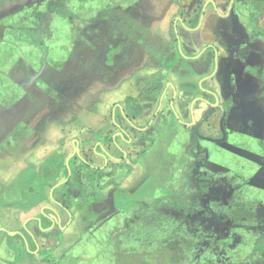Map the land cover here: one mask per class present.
Segmentation results:
<instances>
[{
    "label": "flooded vegetation",
    "instance_id": "flooded-vegetation-1",
    "mask_svg": "<svg viewBox=\"0 0 264 264\" xmlns=\"http://www.w3.org/2000/svg\"><path fill=\"white\" fill-rule=\"evenodd\" d=\"M259 1L264 0H229L225 12H220L215 3L211 0L205 1L202 4L198 12L199 14H197L198 16L200 15L198 27L201 29L208 10L212 9V7L215 9L214 15L216 23L213 29L215 33V43L212 48H214L216 54L212 70L203 78L202 82L196 83L197 85L191 82H185L180 86L181 88H178V86L168 82L164 87L163 81H161L147 85L143 89L140 97L131 96L126 98L123 108L125 128L121 132V136L124 140V147L123 149L121 148L122 152L120 151V155L117 156L114 153L110 154L107 151L103 153L97 152L99 156L104 158L102 166L90 164L91 162L83 158L80 150L76 151L75 148L72 150L73 154L69 156H72L69 160V165L67 163L69 157L66 158V156H64V167L62 172H66L67 170L68 174L65 176V180L59 181L58 184L65 187L68 185L70 189L84 190L85 193H91V213L92 216H94L92 220L101 221V223H103L102 221L104 218H108L114 213L122 214L121 227L116 228L117 230L109 237V244H115L120 235L126 233L131 223L140 222L145 212L166 208L165 210L168 212L177 213L176 216H178L182 222H185L184 225L187 229L194 228L196 233L199 231V228L205 231L204 234L203 232L200 233L198 237L199 239L201 238V240L195 242L196 254L188 264H235V262L229 260V258H225L227 255L224 251L217 253L218 250H221L219 245L222 243L229 245V249L235 250V253L232 254L236 257V251L248 244V241L254 243L255 238L256 241L254 246L250 250L263 255L264 234L262 232H264V230L261 232L259 231L261 234L260 236L256 235L249 239L248 237L243 238L239 234L237 235L234 230H245L249 217L250 220L256 224H259L260 221L264 222V211L262 212L263 209L261 208H264V200L259 199L257 196H249L248 192L244 189V185L241 187L239 186L240 189H237V194H234L235 190H229L228 186L230 179L226 174L229 171H224L220 168L211 170L212 161L210 159V150L203 144L205 142H211L224 145L234 137L250 141H257L259 138L257 137L259 134L255 131L249 134L243 132L240 127L241 122L238 121L237 116L235 114L232 116L233 111L234 113L237 112V110L234 109L236 106L234 98L236 95L235 92L237 91L241 97V101L244 96L254 93L259 87L258 83L261 82V79H264V73L258 71L260 63L257 61V56L255 55L258 51L247 47L249 44L247 41L253 42L256 40V36H254L255 33L252 32L253 30L249 27L247 10L250 8V2ZM239 9L241 10V14L240 11H238ZM113 10L114 9L111 11ZM111 11L106 14L102 22L93 26L95 30H91L92 35H87L86 41L90 42L89 54H86L81 60L74 57L68 60L73 59L82 63L93 54L97 47L96 41L105 34L109 20L108 17ZM239 15L241 18L237 17ZM227 23L230 24L225 25ZM241 23H243L242 26ZM229 26H231V30H225V27ZM241 27L246 31L244 36L240 32ZM221 34H223V38H231L230 40L238 44L228 47L229 45L221 41ZM174 38L175 39L172 40V42L174 41L172 50L167 53L162 60V65L168 72L173 71L175 66L180 62L183 64L185 62L184 59L187 58L181 46L179 30L176 31V36ZM176 51H178L180 58L175 64H172L176 57ZM63 63L57 64L60 66ZM226 63H232L236 71L233 72L234 69L231 70ZM47 64L50 66L53 65L46 62L43 67ZM165 65L170 67H166ZM258 78H260V81H258ZM229 81L236 84L237 90L233 91L232 83H229ZM46 84L49 85L48 83ZM50 87L53 88L52 86ZM263 87L264 84L262 82L261 89ZM196 88L199 91L198 94L193 93L194 90L196 91ZM178 89H180V92ZM41 92L42 95L39 97L34 93L24 101H20L22 102L20 105L18 104L19 102L16 103L13 112H10V109L13 108L14 105L8 108L0 106V131L4 128V131L0 134V149L8 156L13 155L27 144V141L37 136V134H35L37 128L45 124V120L42 119V116L45 117L47 113L58 109L67 102L65 97L58 91L54 100L50 99V95L47 94V91L45 93L44 91ZM178 100L184 103L186 112L183 114L177 109L176 104ZM144 115H146V119L141 125L137 122V119L143 118ZM22 117L24 118L22 119ZM222 118L223 128L221 125ZM21 123H24V125L28 127L30 135L27 141L19 145L15 151L9 152L6 148V145L9 144L8 139L11 137L12 133L18 131ZM10 128L11 131L9 132ZM108 145H111V141ZM162 147L164 148L163 155L161 153ZM241 149H243L244 152L249 151V154L251 153L245 146H240L239 150ZM184 152L186 153L187 160L185 162L183 161L181 164V171H183V168L186 166L188 172L191 171L190 176H192L194 171L195 174H197L196 182L198 183V188L194 189L192 185L189 184L191 186L188 185L190 188L180 189V191L173 187L169 188L168 183L172 184L173 180L176 181L178 179L177 168H174L173 171V167H176V164H178V153L184 154ZM62 153L63 152L56 153L55 151L48 157L39 167L38 171H36V182L32 180V182L23 185V189L25 190L23 194L24 192H30L31 194L39 190L37 184H44L48 178L51 179L57 175L55 171L50 173L48 168L50 169L52 158L58 157L62 155ZM260 156L261 155H256L255 157L251 156V158H248L246 161L253 164L256 161L262 162ZM82 164L89 166L90 172L87 168H84ZM165 166L170 167V180L166 184H162V172ZM69 169L71 170L70 178ZM151 169L153 171H151ZM74 170H87L81 173L80 176L76 178V181L74 180L76 184L72 181ZM30 171L31 170H27L25 175H28ZM217 174H221V176L218 177ZM37 175L40 177L39 180L37 179ZM236 175L245 177L244 181L248 184V177L242 174ZM84 176L87 178L89 177V188H86V186L81 183V179ZM181 176H184L183 173ZM120 180H122L123 184H119ZM218 185L222 186V188ZM15 186L21 187L22 184L18 183ZM31 188H33L34 191H31ZM106 188H109V190ZM10 191L11 186L6 187L2 193H6V196H9L14 192L10 193ZM227 196L230 198L236 196L235 205L234 203L229 204L230 202L227 200V202H224ZM1 199L4 201H11L9 197ZM111 200H113L114 204H112ZM222 203L228 205V209L230 210L236 209L237 213L235 215L240 218L220 216L221 210H218V205L227 208L225 205H222ZM58 205L60 208L62 207L65 212L69 213L67 206L62 203H58ZM47 218L49 220L52 219L49 216ZM51 222H54V220ZM116 223H118V221ZM216 223L220 224V232L223 235L229 234L228 228L230 227L231 230H233L232 232H234L232 234L233 236L226 237L225 239L210 233L208 234L207 231L213 226L212 224ZM243 223L244 225H242ZM116 226L117 225H114L113 227L115 228ZM256 226L257 225H253L250 228L254 229ZM252 229L249 230L250 233H254L255 229L254 231ZM246 230L248 231V228H246ZM55 231L60 233L61 229H52L47 232L50 234L48 236L49 239L55 240ZM227 239L228 241L230 240V242L226 241ZM23 241L25 242L24 244L27 243V239L25 240V238H23ZM181 245L184 246V249H187L191 244L187 239L182 238ZM56 246L57 245H53L45 248L44 254L52 250V248L55 250ZM250 250H248V252ZM140 255L141 254H134L135 257L133 259H135V264L143 260V258L138 259ZM252 255H254V253H252ZM247 258L250 259L251 257L249 258L248 256ZM237 264L256 263L250 262L249 260H241L240 258ZM262 264H264V257L262 259Z\"/></svg>",
    "mask_w": 264,
    "mask_h": 264
},
{
    "label": "crops",
    "instance_id": "crops-1",
    "mask_svg": "<svg viewBox=\"0 0 264 264\" xmlns=\"http://www.w3.org/2000/svg\"><path fill=\"white\" fill-rule=\"evenodd\" d=\"M205 1L208 0H148L147 8L158 16L152 26L132 18L122 9H114L109 14L104 36L96 41V50L89 58L82 63L68 60L56 70L50 69L48 64L43 67L41 80L61 93L67 102L42 116L45 124L36 127L37 136L9 155L12 163L19 167L20 174L16 179L22 186L6 196L0 185V264H44L43 253L51 240L47 232L64 229L65 218L71 221L73 228L78 224L75 216L58 205L62 203L60 198L66 189L58 182L65 180V172L48 178L44 184L39 183V190L31 194L24 192L15 196L17 192L25 191L23 185L31 180L36 182V177L28 180L25 172L38 171L55 152L50 153V149L61 151V148L62 155L67 158L73 154L77 143L83 158L92 165L102 166L104 158L97 152L107 151L118 156L124 147L121 132L125 128L123 108L126 98L140 97L147 85L170 79L177 72L181 80L178 85L175 81L172 84L178 88L185 82H202L210 73L216 54L212 48L216 20L212 7L213 10L206 13L202 29L198 27L200 15L197 14ZM211 1L220 12L226 11L229 0ZM178 30L187 58L168 72L162 60L172 50V40ZM54 72L56 75L52 74ZM176 106L181 114L186 112L184 103L179 100ZM145 119L146 115L137 122L142 125ZM50 136L57 140L53 142ZM8 197L11 201L1 199ZM11 232L17 234L11 235ZM11 237L15 239L12 241ZM22 237L27 239L26 244Z\"/></svg>",
    "mask_w": 264,
    "mask_h": 264
},
{
    "label": "rangeland",
    "instance_id": "rangeland-1",
    "mask_svg": "<svg viewBox=\"0 0 264 264\" xmlns=\"http://www.w3.org/2000/svg\"><path fill=\"white\" fill-rule=\"evenodd\" d=\"M37 1L38 0H0V19L19 11L22 5H31L33 2ZM238 11H240L241 14V10L239 9ZM247 11L249 16V27L253 30L252 32L258 33L260 32V30L264 31V1L250 2V8ZM17 15L18 14H14L12 18L9 19V21L11 22L10 27L13 26V29H17ZM237 17L241 18L240 15ZM228 24L230 23H227L225 25ZM242 24L243 23H241V26ZM89 28L90 27H86V32L82 34L77 40V45L80 46V49H78L77 53H74V56L81 55V53H79L80 50L85 51V54H89L90 42L86 41L87 35H92L91 30H88ZM242 28L243 27H241L240 32L244 36L246 31L244 30V28ZM225 30H231V26L225 27ZM230 39L223 38V34H221V41L229 45L228 47L238 44ZM247 42H249L247 47H249L250 49L253 48L254 50L258 51L255 54L257 56V61L260 63L258 71L264 73L263 36L261 34H258V36H256L255 41ZM226 65L231 68V70L234 69L233 72L236 71L232 63H226ZM57 66L58 64L55 63L50 67V69L52 68L53 70H56ZM177 73L178 74L176 75L172 74L170 76V79L165 78L163 81V86L165 87L168 82L173 83L174 81L178 85L179 81L181 80V75L179 72ZM50 74L51 73H49L48 76H50ZM52 74L56 75L55 72ZM188 80H190V78H188ZM258 81H260V78H258ZM262 82L264 84V79H261V82L258 83L259 87L254 93H250L247 96L243 97L244 100L249 101H244L243 99L240 101L241 97L236 91V95L234 96L236 106L234 107V109H236L237 112H232V116H234L235 114L237 116L238 121L241 122V130L246 134L255 131L259 134L257 135V137H259L258 140L250 141L234 137L232 140H230L224 145H218L211 142H205L203 144L210 150V159L212 161L211 170H214L215 168H220L224 171H229L226 173L228 178L230 179V183L228 186L229 190H235L234 194H237V189H240L239 186L241 187L244 185V189L246 190V192H248L249 196H257L259 199L264 200V87L261 89ZM229 83H232L233 91L237 90V86L234 82L229 81ZM194 92L197 94L199 93L197 88L196 91L194 90ZM3 131L4 128L0 131V134ZM49 138L53 142L57 140V138H55L54 136H50ZM240 146L247 147L251 153L249 154V151H247L248 153L244 152L243 149L239 150ZM54 150L56 151V153L62 152V149L59 148V150L61 151H58L57 149H50V153ZM161 153L162 155L164 153L163 147L161 148ZM179 153L177 161L178 164H176V167H173V171L174 168H177L178 179L176 181L173 180L172 184L168 183L169 188L173 187L176 190H183L186 188H190L191 186L189 184H191L192 188L194 189L198 188V183L196 182L197 174H195V172L193 171L192 176H190L191 171L188 172V169H186L187 166L183 168V171H181V164L183 163V161L185 162L187 160V157L185 152L184 154ZM252 153L256 155H261L260 158L262 159L260 160L263 163L259 161H256L254 164L247 162L246 160L248 158H251V156H256ZM64 156L65 155H60L58 157L52 158V164L50 163V169L48 168V171L50 173H52L53 171L56 172L55 174L62 172L64 167ZM12 162L13 161L11 160V158L3 150L0 149V185L2 188V192H4L6 187L10 186V193L17 189L15 185H17L18 183L15 182H18L16 178L18 174H20L18 172L19 167ZM169 168L170 167L168 166H165L163 168L162 184H166L170 180ZM151 171L153 170L151 169ZM28 173V180L30 179V177L32 179L33 177H36V170L30 171ZM182 173L184 175L183 177L181 176ZM236 174H242L248 177V184H246V181H244L245 177L238 176ZM217 176L219 177L221 176V174H217ZM88 179L89 177L87 178L85 176L81 179V183H83L86 188H89ZM30 182H32V180ZM121 183L123 184L122 180L119 181V184ZM220 187L222 188V186ZM65 188L66 189H64V196L63 198H60L61 200H63L62 204L67 206L69 213L73 217L75 216L79 221L77 226L73 228L71 221L68 222V219L65 218V221L63 223V226H65L64 229H62L60 233H58V231H55V240H50V246L57 245L56 249L54 250L52 248V250L48 251L43 256L51 260H64V257L72 249H74L75 253L78 254L79 257L77 259V264H81L79 262L81 260L80 258H84L85 261L83 264H135V259H133L135 257L134 254L143 255L138 256V259L143 258V260H145L139 261L137 262V264H188V262L196 254L195 242H197V240H201V238L199 239L198 237L200 233L203 232L204 234L205 232L201 230V228H199V231L197 233L194 228L187 229L184 225L185 222H182L181 219L176 216L177 213L168 212L167 210H165L166 208H163L161 210L145 212L144 217L140 220V222L131 223L126 233L121 234L115 244H109V237L113 235V232H115V230H117L116 228L121 227L120 224L122 223L123 218L122 214L114 213L110 217L104 218V220L102 221L103 223H101V221H93L92 219L94 216H92L91 213V193H85L84 190L80 191L70 189L68 185ZM106 189L109 190V188ZM17 193L18 194H16L15 196L23 194L19 192ZM235 197L236 196L230 198L229 196H227V199H225L224 202L229 201V204L234 203L235 205ZM111 202L112 204H114L113 200H111ZM222 205H225L227 208H223L221 207V205H218V210H221L220 216L227 218H240L235 215L237 213L236 209L230 210L228 209V205L224 203H222ZM261 208L263 209V212L264 208ZM117 221L118 223H116ZM66 224H69L70 226ZM114 225L117 226L114 228ZM212 225L213 226L209 229V231H207V233L225 239L226 237L233 236L232 234L234 232H236L237 235L239 234L243 238L248 237L249 239L255 237L256 235L260 236L261 234L259 233V231L261 232L262 230H264L263 221H260L259 224H256L255 222H252V220H250V217L247 222V227H245V230L246 228H248L249 231L250 229H252L250 228L251 226L257 225V228H254L255 231L254 229H252L254 233H250V231L248 232L244 229H242L241 231L234 230V232H232L233 230H231V228L229 227V234L223 235L220 232L219 223ZM242 225H244V223ZM67 226L68 229L66 228ZM262 233L264 234V232ZM182 238L187 239L191 244L187 249H184V246L181 245ZM226 241H228V239ZM255 241L256 238L254 240V243ZM17 242L18 239L15 241V243ZM228 242H230V240ZM254 243H250L248 241V244L242 246L241 249L236 251V257L232 254L235 253V250L229 249L230 246L223 243L219 245L221 250H218L217 253L224 251V253L227 255L225 258H229V260H232L233 262H235V264H237L240 258L241 260H249L250 262H255L256 264H262L264 252H262L263 255H261V253L258 254L256 253V251L253 252V250H250L251 248H253ZM86 246L88 251L85 249ZM26 250L28 252H31V250H29V248L27 247ZM248 250H250V254ZM85 252L86 254L89 253V257H87L86 254H83ZM252 253H254V255H252ZM248 256L249 258H251L248 259ZM63 263L66 264L65 261Z\"/></svg>",
    "mask_w": 264,
    "mask_h": 264
},
{
    "label": "trees",
    "instance_id": "trees-1",
    "mask_svg": "<svg viewBox=\"0 0 264 264\" xmlns=\"http://www.w3.org/2000/svg\"><path fill=\"white\" fill-rule=\"evenodd\" d=\"M146 1L38 0L31 5H22L19 11L0 19V106L8 108L14 105L10 109V112H13L16 103L19 102L20 105L22 103L20 101L34 93L39 97L42 95L41 91L44 93L47 91L50 99L54 100L57 91L41 80L44 64L63 63L73 57L83 59L86 54L82 50L79 51L81 55L74 56L80 49L77 40L86 32V27H90L88 30H95L93 26L102 22L112 9H123L141 23L152 26L158 16L147 8ZM14 14H18L17 29L10 27L9 19ZM258 34L264 38V31L255 33L254 36ZM179 58L176 51L172 64ZM29 131L24 123L20 124L18 131L12 133L8 139L9 144L6 148L9 152L15 151L19 145L27 141ZM82 166L90 172L89 166L86 164ZM87 170H74L72 181H76V178ZM65 174L67 176V170ZM31 191L34 189L31 188ZM11 239L13 241L15 237ZM85 249L88 251L87 246ZM86 255L89 257V253ZM78 258V254L72 249L64 260L43 257V263L64 264L65 261L66 264H77ZM80 259L79 262L83 264L84 258Z\"/></svg>",
    "mask_w": 264,
    "mask_h": 264
},
{
    "label": "water",
    "instance_id": "water-1",
    "mask_svg": "<svg viewBox=\"0 0 264 264\" xmlns=\"http://www.w3.org/2000/svg\"><path fill=\"white\" fill-rule=\"evenodd\" d=\"M232 3H233V1H232ZM224 117V116H223ZM221 125H222V128H223V118H222V121H221ZM76 144V143H75ZM75 149H76V151H78L79 149L77 148V146H75ZM72 157V156H71ZM71 157H69L68 159H67V163H68V165H69V160H70V158ZM71 177V170L69 169V178ZM51 221H53V219H50ZM11 235H15V234H17L16 232H11L10 233Z\"/></svg>",
    "mask_w": 264,
    "mask_h": 264
}]
</instances>
